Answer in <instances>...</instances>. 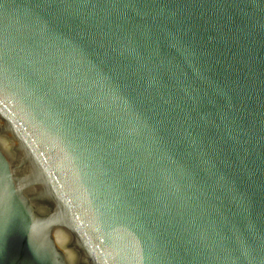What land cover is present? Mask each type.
<instances>
[{
    "label": "water",
    "instance_id": "obj_1",
    "mask_svg": "<svg viewBox=\"0 0 264 264\" xmlns=\"http://www.w3.org/2000/svg\"><path fill=\"white\" fill-rule=\"evenodd\" d=\"M0 116V264H264V0H0Z\"/></svg>",
    "mask_w": 264,
    "mask_h": 264
},
{
    "label": "bare ground",
    "instance_id": "obj_2",
    "mask_svg": "<svg viewBox=\"0 0 264 264\" xmlns=\"http://www.w3.org/2000/svg\"><path fill=\"white\" fill-rule=\"evenodd\" d=\"M0 138L8 144L10 148H12L16 154V158L19 160H22L26 164V173L28 176V180L30 182V186L33 187L36 191L43 192L46 196L52 200V204L55 207V213L58 215H63L62 209L59 207V205L53 200L46 190V182L42 176L41 171L39 170L38 166L36 165L34 159L32 158L31 154L28 152V150L25 148L21 140L18 138V136L13 132V130L8 126V124L2 119L0 116ZM58 244L64 249L67 253L72 250L71 245L69 242L66 241L65 238H58ZM83 260H79L78 258H75L74 262L72 264H83Z\"/></svg>",
    "mask_w": 264,
    "mask_h": 264
},
{
    "label": "snow or ice",
    "instance_id": "obj_3",
    "mask_svg": "<svg viewBox=\"0 0 264 264\" xmlns=\"http://www.w3.org/2000/svg\"><path fill=\"white\" fill-rule=\"evenodd\" d=\"M8 249V229L0 227V257L7 253Z\"/></svg>",
    "mask_w": 264,
    "mask_h": 264
}]
</instances>
